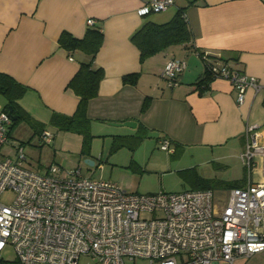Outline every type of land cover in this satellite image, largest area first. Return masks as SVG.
I'll return each mask as SVG.
<instances>
[{
  "label": "crops",
  "instance_id": "0c3cea01",
  "mask_svg": "<svg viewBox=\"0 0 264 264\" xmlns=\"http://www.w3.org/2000/svg\"><path fill=\"white\" fill-rule=\"evenodd\" d=\"M141 2L0 0V72L25 87L18 104L36 122L41 139L43 130L52 133V144H77L73 150L82 154L85 135L93 139L134 137L143 131L158 142L168 139L171 155L189 150L195 160L198 154L206 153L207 161L218 167L219 160L239 161L246 176L211 188L222 197L229 188L247 181L241 154L246 150L249 128L256 127L258 141L264 145V0H174L164 10L174 7V11L160 22L151 21L166 22L184 8L192 34L190 42L167 46L143 59L131 40L151 14H137ZM88 18L94 25L86 24ZM88 27L101 33V43L93 54L81 48L69 50L59 43L62 31L82 38ZM206 52L241 73L255 76L261 87L257 91L248 88L243 103H237L230 82L204 78L202 54ZM173 58L185 63L175 82L162 73ZM82 62L101 69L103 75L96 96L87 103L86 130H64L53 120L75 113L79 97L68 83ZM124 76L134 81L124 82ZM6 103L0 95V111ZM125 121L134 124H119ZM91 151L92 147L83 158L92 159ZM62 155L58 154L60 158ZM193 165L191 162L187 167ZM77 169L81 172V167Z\"/></svg>",
  "mask_w": 264,
  "mask_h": 264
},
{
  "label": "built area",
  "instance_id": "2783aa9c",
  "mask_svg": "<svg viewBox=\"0 0 264 264\" xmlns=\"http://www.w3.org/2000/svg\"><path fill=\"white\" fill-rule=\"evenodd\" d=\"M137 14L164 11L174 0H141ZM185 20L186 15L183 14ZM88 26L94 20H86ZM211 78H222L235 89L237 103L248 88L261 85L255 76L241 73L218 56L203 53ZM185 63L169 59L163 75L177 80ZM12 118L0 111V197L11 189L10 204L0 200V264H233L264 251V145L255 128L241 160L247 181L222 197L211 188L141 194L116 182L87 177L79 169L51 163L45 173L23 167L24 149L18 142L15 157L1 153L9 141ZM50 144L52 133L42 131ZM160 148L172 151L168 139ZM258 174L259 179L253 176ZM12 245L16 260L2 251Z\"/></svg>",
  "mask_w": 264,
  "mask_h": 264
},
{
  "label": "rangeland",
  "instance_id": "374dc122",
  "mask_svg": "<svg viewBox=\"0 0 264 264\" xmlns=\"http://www.w3.org/2000/svg\"><path fill=\"white\" fill-rule=\"evenodd\" d=\"M174 10L175 8L171 7L164 12L151 13L146 20L160 22L168 12ZM110 129L114 133L120 132ZM9 130V141L2 146L1 153L14 158L15 147L12 146V142L20 143L26 156L23 161L24 168L42 174L51 163L66 166L70 171L79 166L82 175L112 180L128 192L141 194L159 191L180 192L198 188L203 184H213L212 182L216 180L223 182L241 178L244 174L246 176V172L242 174L240 162L237 160L231 159L230 162L219 160L218 167L209 162L210 160L207 161L206 153L198 154L195 160L192 159L189 150L170 155L160 148V142L154 136H149L143 131L137 132L139 139L134 140L131 136H101L94 137L95 141L92 143L94 139L90 136L85 142L84 153L80 154L73 150L77 144L60 145V141L55 144L45 143L37 131L36 122L31 117L13 122ZM120 137H124V140ZM90 147L92 151L89 158L95 162L93 165L86 163L83 158L89 154ZM58 154H63L62 158ZM64 157L72 163L68 164ZM191 162L195 164L192 166L194 168L187 167ZM13 198V190L7 189L1 194L0 200L2 203L10 204ZM2 256L5 260L15 261L16 253L13 246L6 245ZM87 262L91 261L82 257L78 264ZM219 264L229 263L221 261ZM233 264H264V251L248 258H238Z\"/></svg>",
  "mask_w": 264,
  "mask_h": 264
},
{
  "label": "trees",
  "instance_id": "16d2710c",
  "mask_svg": "<svg viewBox=\"0 0 264 264\" xmlns=\"http://www.w3.org/2000/svg\"><path fill=\"white\" fill-rule=\"evenodd\" d=\"M183 14L184 8H180L166 22L156 23L147 20L136 32H134L131 36V40L138 47L141 59L153 55L167 46L190 42L192 34ZM58 41L63 47L69 50L81 48L93 54L101 43V33L97 28L88 27L84 37L76 38L67 31H62ZM102 75L101 69H92L90 63H80L77 72L68 83V86L73 89L79 97L76 111L71 117H66L64 119L54 118L53 121L60 122L64 130L85 131L88 122L86 118L87 103L91 98L96 96L98 84ZM206 76L207 77H204L205 79L211 78L207 70ZM123 81L133 82L134 80L131 76H124ZM24 91L25 87L21 83L12 76L0 72V95L4 96L7 100L3 110L8 112V106H12L13 113L16 115V120L12 119L10 127L13 122L29 117L18 104V99L23 95ZM145 106L144 104L141 110H144ZM89 137L90 135L84 136V147ZM123 138L124 137H120L121 140H124ZM132 138L133 140L139 139V136L136 135ZM212 183L213 184L199 185L198 188H213L215 184L220 183V181L216 180Z\"/></svg>",
  "mask_w": 264,
  "mask_h": 264
},
{
  "label": "water",
  "instance_id": "95a60500",
  "mask_svg": "<svg viewBox=\"0 0 264 264\" xmlns=\"http://www.w3.org/2000/svg\"><path fill=\"white\" fill-rule=\"evenodd\" d=\"M8 114H9V116L13 119V120H16V115L13 113V109H12V106H8V112H7ZM119 124H122V125H124V126H132V124H134V123H132V121H125V122H123V123H119ZM85 162L86 163H88V164H90V165H92L93 164V160H91V159H85Z\"/></svg>",
  "mask_w": 264,
  "mask_h": 264
},
{
  "label": "bare ground",
  "instance_id": "6f19581e",
  "mask_svg": "<svg viewBox=\"0 0 264 264\" xmlns=\"http://www.w3.org/2000/svg\"><path fill=\"white\" fill-rule=\"evenodd\" d=\"M16 82V81H15ZM171 155V154H170Z\"/></svg>",
  "mask_w": 264,
  "mask_h": 264
}]
</instances>
